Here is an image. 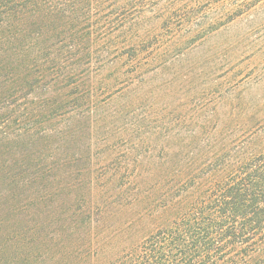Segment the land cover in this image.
I'll return each instance as SVG.
<instances>
[{
  "label": "rangeland",
  "instance_id": "rangeland-1",
  "mask_svg": "<svg viewBox=\"0 0 264 264\" xmlns=\"http://www.w3.org/2000/svg\"><path fill=\"white\" fill-rule=\"evenodd\" d=\"M115 9L117 52L91 77L109 91L95 124L48 194L0 195V264H115L175 219L169 181L264 152V0Z\"/></svg>",
  "mask_w": 264,
  "mask_h": 264
},
{
  "label": "trees",
  "instance_id": "trees-1",
  "mask_svg": "<svg viewBox=\"0 0 264 264\" xmlns=\"http://www.w3.org/2000/svg\"><path fill=\"white\" fill-rule=\"evenodd\" d=\"M120 2L0 0V195L48 194L64 176L109 92L91 77L117 52L108 36ZM194 172L165 185L175 219L115 264H264V152Z\"/></svg>",
  "mask_w": 264,
  "mask_h": 264
}]
</instances>
